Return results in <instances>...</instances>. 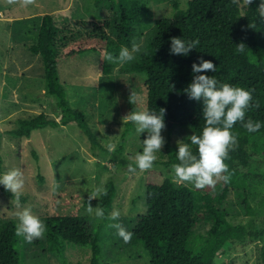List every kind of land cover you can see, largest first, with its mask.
Segmentation results:
<instances>
[{"label": "trees", "instance_id": "obj_1", "mask_svg": "<svg viewBox=\"0 0 264 264\" xmlns=\"http://www.w3.org/2000/svg\"><path fill=\"white\" fill-rule=\"evenodd\" d=\"M95 1L99 5L102 0ZM260 2L254 0L243 10L239 1L233 4L232 0H189L186 8L181 7L179 1H174L172 17L156 21L155 36L146 56L123 65L109 62L106 57L108 54L118 57L121 47H131L136 24L150 12L147 3L120 0L116 24L113 26L109 19L92 23L93 28L86 35H79L69 25L60 26L54 14H45L40 21L37 42L30 45L29 50L42 57L46 94L56 98L58 118H48L41 113L20 119V127L11 134L31 138L32 132L38 129L77 125L88 136L92 148H97L98 141L85 114L74 110L69 103L58 67L62 59L88 52L100 55L103 75L112 69L146 74L147 111L159 114L161 108L166 109L164 119L170 141L179 127H192L195 135L202 136L206 125L202 114L203 101L191 100L185 92L193 80L192 65L198 64L201 58L215 64V72L200 75L215 76L217 87L227 83L252 91L253 103L258 101L260 107L248 109L245 122L250 118L264 125V18L257 11ZM108 4L116 8L114 0H108ZM61 19L67 21L69 17L62 16ZM81 23L86 24L84 21ZM113 27L116 38L110 39L108 31ZM172 37L185 41L198 39L200 43L187 56L171 55ZM241 42L247 46L243 53L236 48ZM133 110L130 108L129 111ZM231 131L237 136L238 146L230 150V158L225 160L231 173L228 183L220 181L215 187L204 189L177 186L172 165L179 163L178 145L172 142L167 146L168 159L156 163L160 168L148 171V213L138 217L133 235L149 253L150 264H215L227 243L239 244L248 239L262 242L258 246V260L264 264V228L258 229L254 223L232 224L224 208L225 200L233 189L239 191L240 197L243 195L242 206L250 212L247 195L254 183L252 170L264 172V152L259 154L251 150L250 143L255 137H264V126L258 132L249 133L237 122ZM127 132L128 127L123 137ZM2 137L3 132L0 131V174L3 168ZM124 150L123 141L114 154L119 157ZM192 151L198 155V146ZM39 177L43 181V177ZM0 188L6 195L12 196L1 185ZM104 190L107 196L101 193L98 205L104 210L103 218H106L116 198L117 187L109 181ZM260 205L264 215V198ZM78 210L79 207L69 215L47 217V247L65 257L67 242L88 246L92 251L90 264H104L100 247L101 230H90L87 217L80 215ZM16 226L15 222L0 226V264H20ZM35 242L37 244L38 241Z\"/></svg>", "mask_w": 264, "mask_h": 264}, {"label": "rangeland", "instance_id": "obj_2", "mask_svg": "<svg viewBox=\"0 0 264 264\" xmlns=\"http://www.w3.org/2000/svg\"><path fill=\"white\" fill-rule=\"evenodd\" d=\"M107 1V2H106ZM150 12L135 27V40L141 50L135 59L146 56L148 46L154 38L155 23L163 17H172L173 2L179 1L186 8L189 0H142ZM244 10V0H238ZM116 8L102 0H35L27 7L19 3L9 4L0 0V131L3 132L1 157L4 173L19 168L25 175V188L21 196V207L12 204L14 199L0 188V226L19 223L17 213L30 208L32 214L45 224L47 217L69 215L79 207V214L87 217L90 230H101V257L104 264H150L151 257L142 243L132 236L130 243L116 234L110 224L120 223L133 233L137 219L148 213L147 174L148 171L129 173L128 166L135 167L134 157L143 152V141L148 133L138 134L136 125L123 121L130 108L133 111H147L144 72H120L112 69L101 73L100 55L96 52L78 54L60 61L59 74L65 84L68 100L74 110L84 113L98 141L92 148L88 136L77 125L43 128L32 132L31 138L15 137L11 131L20 127L19 120L44 113L48 118H58L56 98L46 94L42 57L29 50L37 42L41 18L48 13L56 17L60 26L69 25L79 35L92 30V23L109 19L114 26L117 22ZM69 17L67 21L61 17ZM84 21L86 24H82ZM110 39L116 38L113 28L108 31ZM132 46V44H131ZM131 49V47L129 48ZM132 60V61H134ZM135 92L141 102L133 105L130 95ZM132 105V106H131ZM134 106V107H133ZM128 132L125 137L123 133ZM166 143L156 163L168 159L167 146L178 141L190 144L188 138L194 134L192 127H179L170 141L168 130H162ZM124 141L125 150L118 157L115 149ZM108 145H112L110 151ZM196 145H191V149ZM250 149L262 154L264 137H255ZM253 185L248 190V209L242 206L243 195L238 190H230L224 203L228 220L232 224L254 223L258 229L264 228V215L260 202L264 198V172L252 170ZM43 177V181L39 177ZM113 181L117 195L108 217H97L87 211L89 196L96 189H105ZM177 186L194 187L190 182H176ZM4 187L3 185H1ZM101 194L90 201L93 209L99 207ZM114 210L120 212L118 220L109 217ZM261 213V214H260ZM203 232V230H199ZM35 241H38L37 244ZM28 243L18 237L20 264H90L91 248L65 243L63 254H57L47 247V233L44 239ZM258 239H248L242 243H227L216 258L215 264H260L258 260ZM64 253V252H63Z\"/></svg>", "mask_w": 264, "mask_h": 264}, {"label": "clouds", "instance_id": "obj_3", "mask_svg": "<svg viewBox=\"0 0 264 264\" xmlns=\"http://www.w3.org/2000/svg\"><path fill=\"white\" fill-rule=\"evenodd\" d=\"M254 0H244L246 5H251ZM9 4L19 3L21 7H27L35 3V0H8ZM233 4H237L238 0H232ZM260 16L264 18V0H261L257 9ZM200 41H185L178 37L171 38V55L187 56L197 48ZM237 51L243 53L247 46L241 42L237 46ZM141 44L135 40L132 42L131 49L121 47L119 56L113 57L108 54L106 59L112 63L123 65L135 59L134 54L140 52ZM193 80L185 89L189 99L203 101V119L206 125L203 129L202 136L191 135L188 140L191 145L198 146V155L194 154L190 144L178 141L177 159L179 163L173 164L174 180L176 182H190L194 184L196 189H204L206 187H215V185L223 181L228 183L231 179L229 167L225 160L229 159L230 150H235L238 146L237 136L231 131L233 126L240 122L242 126L249 132H258L262 126L261 122L253 121L246 118L247 110L250 108H259V102L253 103L252 91L245 90L241 87H234L230 84H221L207 75H200L205 72H215L216 66L209 60L200 59V62L193 63ZM130 103L133 105L141 102L135 92L130 95ZM166 109L161 108L159 114L149 111H133L123 117V121H129L136 125L138 134L148 133L147 138L143 141V152L136 154L134 157L135 167L128 166L129 173H136L137 168L140 171H147L153 168L157 160V152H161L165 146V139L162 136V130L166 128L165 124ZM109 150L113 149L112 145H108ZM225 173H228L225 175ZM0 185H3L6 191L12 196V204L17 208L21 207V196L25 188V175L19 168H14L2 176H0ZM103 193L107 196L104 189H96L89 196V204L87 211L95 213L97 217L103 218L105 213L100 207H93L90 204L92 199H96ZM19 223L16 226L15 235L23 237L28 243H32L38 239H44L47 231L46 225L39 217L32 214L30 208H24L23 211L17 213ZM120 212L114 210L109 219L118 220ZM109 227L116 230V234L124 241L125 244L130 243L133 233L128 231L120 223L110 224Z\"/></svg>", "mask_w": 264, "mask_h": 264}]
</instances>
